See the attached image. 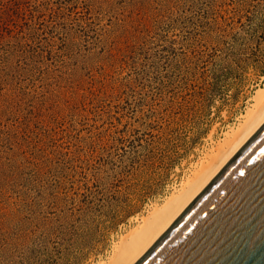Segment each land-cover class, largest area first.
<instances>
[{
    "label": "rangeland",
    "instance_id": "374dc122",
    "mask_svg": "<svg viewBox=\"0 0 264 264\" xmlns=\"http://www.w3.org/2000/svg\"><path fill=\"white\" fill-rule=\"evenodd\" d=\"M264 88V0H0V264H100Z\"/></svg>",
    "mask_w": 264,
    "mask_h": 264
},
{
    "label": "water",
    "instance_id": "95a60500",
    "mask_svg": "<svg viewBox=\"0 0 264 264\" xmlns=\"http://www.w3.org/2000/svg\"><path fill=\"white\" fill-rule=\"evenodd\" d=\"M135 264H264V123Z\"/></svg>",
    "mask_w": 264,
    "mask_h": 264
},
{
    "label": "bare ground",
    "instance_id": "6f19581e",
    "mask_svg": "<svg viewBox=\"0 0 264 264\" xmlns=\"http://www.w3.org/2000/svg\"><path fill=\"white\" fill-rule=\"evenodd\" d=\"M263 123L264 88H261L238 125L211 146L169 196L154 204L148 214L137 218L135 225L114 244L108 257L99 263L135 264Z\"/></svg>",
    "mask_w": 264,
    "mask_h": 264
}]
</instances>
